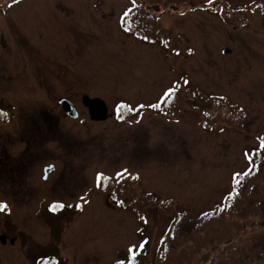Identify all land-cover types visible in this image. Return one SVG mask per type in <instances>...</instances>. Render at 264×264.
<instances>
[{"label": "rangeland", "instance_id": "1", "mask_svg": "<svg viewBox=\"0 0 264 264\" xmlns=\"http://www.w3.org/2000/svg\"><path fill=\"white\" fill-rule=\"evenodd\" d=\"M263 219L264 0H0V264H262Z\"/></svg>", "mask_w": 264, "mask_h": 264}, {"label": "trees", "instance_id": "2", "mask_svg": "<svg viewBox=\"0 0 264 264\" xmlns=\"http://www.w3.org/2000/svg\"><path fill=\"white\" fill-rule=\"evenodd\" d=\"M143 6H144V3H143V5L140 8H143ZM123 25H124V23H123ZM237 117H242L240 111L237 114ZM247 120H248V118L246 116L245 121L241 124V129H244L246 126H248ZM222 124L226 127V129L227 128H231L233 126L232 123L229 122V121H225ZM254 158H255V154H254ZM251 188H252V186H251ZM249 192H253L252 189ZM233 202H234V199L228 198V200L226 201V203L223 204L222 206H226L227 204L228 205L233 204ZM216 208H217V206H216ZM216 208L212 211L213 213H215L216 211L220 212V210H221L220 207L218 208V210H216ZM216 215L217 214H209V215L208 214H205L204 216H202L201 218H199L197 221L194 222V225L195 226L191 230V232H189V229L188 230L186 229V228H189V223H188V225H186L188 227H186V228L182 227V235L184 237H186L188 240L191 239L192 237L195 239V236L201 238L202 237V234L204 235V233H206V230H205L206 225H202V224L208 223L209 221H212V220H218L219 221V217L216 216ZM175 219L176 220H175L174 223L177 222L178 216H175ZM198 224H200V227L197 228V225ZM262 224L264 225V221H263ZM178 229L180 230V228L174 226L171 229V231H170V235H171V236L169 235L170 241L169 240L164 241L165 245L162 247V244H161V246L157 250V256L159 254V256H161L160 258H163L162 260H164V261L165 260H169V262L174 263V258L173 257H170L169 259H164V258L165 257L167 258V256L169 254H174L176 251H182V252H184L185 246H187V241H185L184 238H183V241H178L177 240V234H178L177 232H178ZM171 243H173V245ZM161 247H162V249H161ZM131 248L132 249L130 250V252L129 253L127 252L126 255H125V257L121 259V262L122 263H117V264H140V262L145 257L144 251L143 250L136 251V248L135 247H131ZM198 255H200V253H197V255H195V257L193 258V260L195 258L199 257ZM187 256H188V254H184L183 257H181V258H183L182 259V264H188V263H190V261H187L185 259V258H187ZM263 259H264V257H263ZM262 264H264V263H262Z\"/></svg>", "mask_w": 264, "mask_h": 264}, {"label": "water", "instance_id": "3", "mask_svg": "<svg viewBox=\"0 0 264 264\" xmlns=\"http://www.w3.org/2000/svg\"><path fill=\"white\" fill-rule=\"evenodd\" d=\"M84 105L89 108V113L91 115V118L96 121L105 120L108 117V109L105 105V103L100 99H89L84 98L83 99ZM58 104L62 106V108L66 111V113L73 118L78 117V113L76 110V107L66 98H61L58 101ZM55 167L52 165L50 167H47L45 169V179L48 178V176L54 172Z\"/></svg>", "mask_w": 264, "mask_h": 264}]
</instances>
